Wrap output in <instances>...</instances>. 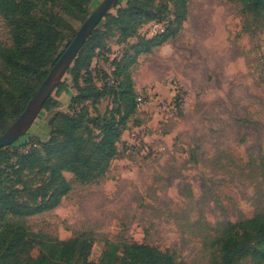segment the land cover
Masks as SVG:
<instances>
[{"label":"rangeland","instance_id":"374dc122","mask_svg":"<svg viewBox=\"0 0 264 264\" xmlns=\"http://www.w3.org/2000/svg\"><path fill=\"white\" fill-rule=\"evenodd\" d=\"M102 1L88 5V16ZM157 5L172 10L171 0ZM187 9L175 35L137 55L129 67L143 106L129 115L120 153L105 176L85 185L65 173L70 193L54 210L28 218L31 232L59 241L89 239L94 262L107 244L138 243L169 251L183 264H210L207 244L222 224L264 212V11L243 14L238 2L228 0H188ZM71 23L75 32L82 24ZM163 29L150 23L139 34L149 39ZM117 42L116 33L106 36L107 60L93 62L94 75L97 69L112 72L111 62L124 49L128 63L140 40ZM9 44L0 17V45ZM61 82L66 92L54 90L56 108L39 113L12 145L18 151L46 142L56 113H73L72 78L66 73ZM86 105L93 116L117 107L110 94L94 108ZM129 146L134 149L127 153ZM37 255L35 249L30 257Z\"/></svg>","mask_w":264,"mask_h":264},{"label":"trees","instance_id":"16d2710c","mask_svg":"<svg viewBox=\"0 0 264 264\" xmlns=\"http://www.w3.org/2000/svg\"><path fill=\"white\" fill-rule=\"evenodd\" d=\"M92 1L0 0V17L10 41L0 45V135L22 113L73 40L76 32L71 22L83 23ZM123 1L126 4L120 7ZM228 1L238 2L243 14L264 11V0ZM171 7L157 5V0H120L116 14H108L100 22L67 71L77 92L72 98L73 113L54 115L46 142L23 144L19 151L17 146L0 150V264H183L169 251L138 243L107 244L108 249L94 262L90 260L91 240L74 237L59 241L35 234L26 226L28 218L54 210L70 193L65 173L78 183L93 184L105 176L119 155L128 117L137 110L129 67L137 55L149 53L182 27L188 0H171ZM150 23L162 24L163 32L149 39L141 37L140 30ZM113 33L118 35L119 45L131 38L140 40L133 47L134 56L123 63L124 49L121 57L111 62L112 72L97 69L94 75L92 64L107 60L104 56L109 48L104 39ZM56 89L60 95L67 87L61 82ZM106 94L113 96L116 109L93 116L86 103L94 108ZM56 106L50 97L42 110ZM9 149L12 152H6ZM207 246L213 249L210 264H239L243 259L264 264V212L222 224ZM35 249L38 255L31 258Z\"/></svg>","mask_w":264,"mask_h":264},{"label":"water","instance_id":"95a60500","mask_svg":"<svg viewBox=\"0 0 264 264\" xmlns=\"http://www.w3.org/2000/svg\"><path fill=\"white\" fill-rule=\"evenodd\" d=\"M120 0H103L77 30L73 40L53 64L39 88L27 102L22 113L0 135V150L14 145L29 130L45 103L59 86L85 42L100 22L113 10Z\"/></svg>","mask_w":264,"mask_h":264},{"label":"built area","instance_id":"2783aa9c","mask_svg":"<svg viewBox=\"0 0 264 264\" xmlns=\"http://www.w3.org/2000/svg\"><path fill=\"white\" fill-rule=\"evenodd\" d=\"M136 102H137V104H136L137 109L143 106V99L142 98H140V97L137 98ZM133 149L134 148H132V146H129V148H128V150L126 152L130 153V152H132Z\"/></svg>","mask_w":264,"mask_h":264}]
</instances>
